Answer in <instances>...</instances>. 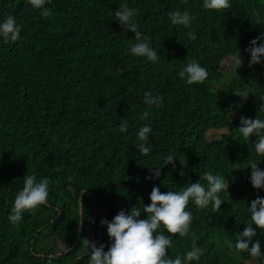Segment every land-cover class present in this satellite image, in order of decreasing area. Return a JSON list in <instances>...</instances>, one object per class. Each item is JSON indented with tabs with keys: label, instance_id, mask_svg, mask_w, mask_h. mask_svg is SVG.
Here are the masks:
<instances>
[{
	"label": "trees",
	"instance_id": "16d2710c",
	"mask_svg": "<svg viewBox=\"0 0 264 264\" xmlns=\"http://www.w3.org/2000/svg\"><path fill=\"white\" fill-rule=\"evenodd\" d=\"M230 3L216 11L202 0H51L43 17L27 0H0V22L12 16L21 25L16 42L0 38V264H88V255L76 258L81 238L105 251L111 244L101 219L132 206L143 210L154 185L161 192L197 181L207 187L204 172L224 178L228 192L219 193L217 212L188 204L204 250L191 264H264V256L234 247L251 223V201L264 198V189L250 183L249 166L258 162L264 170V157L255 153V137L245 141L237 129L241 116L264 119V63L249 67L245 51L263 30L264 0ZM125 4L138 11L134 21L157 49L155 63L128 51L134 33L114 15ZM176 10L190 13V27L171 23L168 13ZM192 60L209 73L203 83L189 85L178 75ZM237 89H249L248 98L234 95ZM145 91L162 98L160 107L144 103ZM144 110L150 115L141 120ZM124 119L128 128L120 132ZM146 124L152 131L144 155L136 145ZM168 155L175 169L164 165ZM152 167H162L156 180L146 179ZM27 175L50 179L48 206L13 225L8 216ZM85 189L81 226L78 194ZM252 227L264 253V230ZM191 245L176 234L168 256L183 257Z\"/></svg>",
	"mask_w": 264,
	"mask_h": 264
},
{
	"label": "clouds",
	"instance_id": "9594fccd",
	"mask_svg": "<svg viewBox=\"0 0 264 264\" xmlns=\"http://www.w3.org/2000/svg\"><path fill=\"white\" fill-rule=\"evenodd\" d=\"M33 9H39L43 17H47L50 10L45 7L46 3L51 0H27ZM187 3V0H182ZM202 7L206 10H227L231 8L230 0H202ZM115 20L118 21L124 32L131 31L134 33L135 43L129 45L128 51L134 57H145L148 61L155 63L158 59L157 49L150 46L148 37L138 30L134 17L139 15L136 9L128 7L126 4L121 5L115 11ZM170 21L173 25H182L185 28L190 27L193 17L185 10L183 12L176 10L168 13ZM21 25H18L15 18L8 16L3 22H0V38L5 43L16 42L20 39ZM190 39H195V33L189 32ZM258 41L260 43L258 44ZM250 53L248 61L249 67L254 64L264 63V33L249 42V47L245 49ZM236 70L241 67L242 59L240 53L234 58ZM186 83L192 85L194 83H203L209 73L206 68L202 67L196 60H192L178 73ZM246 100L250 94L249 89H237L234 93ZM144 103L151 106L160 107L162 98L154 96L150 91H145ZM259 110L264 112V105ZM150 115L148 110H144L140 116L144 120ZM240 127L238 131L245 141L250 137H255L254 150L258 156L264 157V119L240 117ZM128 128V121L124 119L119 124V131L125 132ZM152 129L147 124L142 126L138 133L137 139L139 143L136 145L141 154L147 155L150 148L146 146L149 140V134ZM174 155H168L164 165L171 164L175 169ZM258 162H253L249 166L251 168L250 183L254 189H264V170L260 169ZM183 166L179 174L185 175ZM162 167L149 168L150 176L146 179L156 180L161 176ZM202 179L206 180L207 187L199 181L191 183L188 187L181 191L161 192L160 188L154 185L149 194L150 203L143 205V210L139 207L132 206L126 213L121 209L111 221L101 219L100 224L106 225L107 235L111 244L107 251L104 250L105 245L101 243L96 245L95 241L88 238H81V252L77 254V259H81L82 255H88V264H191L192 261L199 260L203 254V249L196 244V235L191 231L193 220L192 213L186 208L190 202L199 209H205L211 206L213 212L220 210L222 203L219 193L228 192V182L218 175L211 172H204ZM51 181L44 177L37 180L34 175H27L23 180V188L15 196L8 220L13 224H17L25 212L35 214L40 206H48L49 185ZM68 191L74 189L69 185ZM86 189L81 190L78 194L79 224L82 226L85 219V207L83 204V196ZM251 213V223L238 234L235 242V249L238 252H247L252 258H260L264 256L261 251L260 240L253 242L256 236V229L252 227L255 224L260 230H264V198L257 197L253 199L249 206ZM141 213L145 218H140ZM91 222V218L89 217ZM163 227L167 235L163 231H159ZM178 234L183 238H191V250L181 257L177 255L175 258L168 256V248L172 245V236ZM251 244V247H249ZM229 248L233 247L228 242ZM64 251H70L65 249ZM58 252L55 255H62Z\"/></svg>",
	"mask_w": 264,
	"mask_h": 264
},
{
	"label": "rangeland",
	"instance_id": "374dc122",
	"mask_svg": "<svg viewBox=\"0 0 264 264\" xmlns=\"http://www.w3.org/2000/svg\"><path fill=\"white\" fill-rule=\"evenodd\" d=\"M264 33V27H263V30L261 31V34Z\"/></svg>",
	"mask_w": 264,
	"mask_h": 264
}]
</instances>
